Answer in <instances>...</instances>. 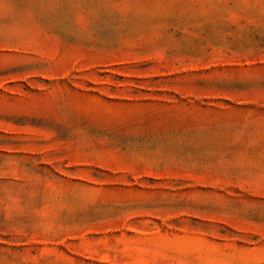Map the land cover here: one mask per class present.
<instances>
[{
    "label": "rangeland",
    "instance_id": "obj_1",
    "mask_svg": "<svg viewBox=\"0 0 264 264\" xmlns=\"http://www.w3.org/2000/svg\"><path fill=\"white\" fill-rule=\"evenodd\" d=\"M0 264H264V0H0Z\"/></svg>",
    "mask_w": 264,
    "mask_h": 264
}]
</instances>
